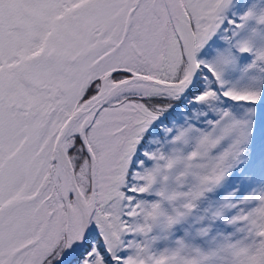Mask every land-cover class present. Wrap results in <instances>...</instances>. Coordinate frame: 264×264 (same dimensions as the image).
<instances>
[{"label":"snow or ice","instance_id":"6c2138e0","mask_svg":"<svg viewBox=\"0 0 264 264\" xmlns=\"http://www.w3.org/2000/svg\"><path fill=\"white\" fill-rule=\"evenodd\" d=\"M0 264H264V0H0Z\"/></svg>","mask_w":264,"mask_h":264},{"label":"rangeland","instance_id":"374dc122","mask_svg":"<svg viewBox=\"0 0 264 264\" xmlns=\"http://www.w3.org/2000/svg\"><path fill=\"white\" fill-rule=\"evenodd\" d=\"M242 195H247V193L245 192V193H242Z\"/></svg>","mask_w":264,"mask_h":264}]
</instances>
